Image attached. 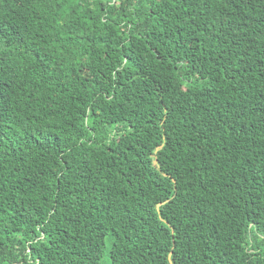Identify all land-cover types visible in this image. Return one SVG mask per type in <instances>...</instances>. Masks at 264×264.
Returning a JSON list of instances; mask_svg holds the SVG:
<instances>
[{"label":"trees","instance_id":"1","mask_svg":"<svg viewBox=\"0 0 264 264\" xmlns=\"http://www.w3.org/2000/svg\"><path fill=\"white\" fill-rule=\"evenodd\" d=\"M0 264H264V0H0Z\"/></svg>","mask_w":264,"mask_h":264}]
</instances>
